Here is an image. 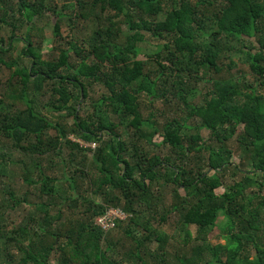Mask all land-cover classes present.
<instances>
[{
	"label": "trees",
	"instance_id": "obj_1",
	"mask_svg": "<svg viewBox=\"0 0 264 264\" xmlns=\"http://www.w3.org/2000/svg\"><path fill=\"white\" fill-rule=\"evenodd\" d=\"M0 11V31L2 23L11 27L6 39L0 34V69L5 65L12 70L6 83H0V136L11 140L14 150L38 158L50 152L62 155L63 147H70L60 159L63 180L71 190L80 179L87 181V191L101 198L96 202L81 192L62 195L59 178L45 173L39 162L34 176L25 168V189L19 194L6 184L7 198L0 206L9 201L13 206L32 205L29 219L35 226L23 221L9 229L0 217V256L11 257L8 248L13 245L21 253L18 264H50L53 254L57 264H132L133 258L141 264H264V0H62L60 10L57 0H0ZM161 11L165 17L157 19ZM48 13L57 18L55 37H61L65 17L93 19L96 26L86 38L73 36L56 56L45 58L34 39L44 38V33L34 19ZM25 20V35H19L16 30ZM125 21L129 31L121 43L115 42ZM148 36L160 42L147 60L134 61ZM17 41L24 42L18 56L6 60L3 54ZM226 59L228 67L244 61L252 78L220 75ZM94 81L104 83L107 92L89 107ZM195 82L209 85L200 103L195 101ZM47 85L54 96L49 108L65 110L73 125L54 123L37 107L36 97ZM158 99L181 103L186 115L175 112L158 127L156 113L144 115L141 107ZM52 127L57 134L47 136ZM202 129L219 145H207L198 133ZM70 133L98 142L92 148V165L86 166L91 147L71 140ZM154 133L161 142H152ZM233 137L235 149L229 146ZM145 142L166 152L152 154ZM205 149L209 158L201 155ZM235 150L248 159L250 170L230 160ZM8 160L14 159L0 145V177L7 175ZM239 170L240 179L226 185V174ZM254 171L259 177L252 176ZM161 179L173 185L165 207L180 214L184 254L168 253L167 235L150 221L160 196L154 189ZM219 187L224 190L217 192ZM247 187L255 190L247 192ZM57 198L68 209L67 216L51 212ZM108 207L129 214L114 227L128 222L124 233L132 243L124 258L113 253L112 230L104 232L95 222ZM141 216L142 234L134 227ZM191 224L197 225L195 234ZM214 228L224 242H212ZM153 241L157 247L151 249L146 243ZM167 254L175 261H168ZM7 263L0 259V264Z\"/></svg>",
	"mask_w": 264,
	"mask_h": 264
},
{
	"label": "rangeland",
	"instance_id": "obj_2",
	"mask_svg": "<svg viewBox=\"0 0 264 264\" xmlns=\"http://www.w3.org/2000/svg\"><path fill=\"white\" fill-rule=\"evenodd\" d=\"M61 3L62 0H57V10L61 9ZM19 14L16 13L15 17H17ZM0 16H1V11H0ZM165 17V12L161 11L157 14V19H163ZM12 18H7V21H10ZM57 20V18L54 17V15H52V13H48V15H41L37 18L34 19V23L38 28H41V30L44 33V38H40L35 36V42L38 43L41 46V51L43 54V57L45 58H51L56 56L59 53L60 48H65L68 46V40L75 36L77 39H84L86 38L89 34H91V32L93 31V29L96 26V21L93 19H89V20H83V19H76L74 18L73 21H70L68 17L63 18L61 24V37H55L54 36V21ZM26 23L27 21H24V25H21V27L16 30V33L19 35H25V31H26ZM122 30L121 32L114 37V41L121 43L123 41V39L125 38V33L129 31L128 28V22H121L120 24ZM10 25H6L2 23V27H1V31L0 34L6 39L9 36L10 33ZM160 42L159 39H155L153 37H147L145 39V41L141 42L139 45L141 46V53L134 58V61H145L147 60L148 56L147 53L152 52L154 49H156L157 44ZM24 42L22 41H17L15 42V48L7 51L5 54L6 55V60H9L10 57H14L16 58L18 56V53L20 52L21 48L23 47ZM131 57H133V55H130ZM70 60L72 62H74L75 60H77L76 55H74L73 53L70 56ZM223 62L225 63L223 65V72L220 73V75H227V72H229L231 75H233L236 78H241L242 76L246 75L247 78H252V73L250 72L247 64L242 61L239 60L237 62L236 65H232L231 67L226 66V64L229 63V60H223ZM11 69L6 67L5 65H2L1 69H0V83H6L7 79L10 76L11 73ZM70 72L71 70H67L64 69L63 73L66 72ZM195 87L197 88L196 90V97H195V101L200 103L202 101V97L205 95V91L207 90V86L208 83H204V82H200V83H194ZM4 85L0 84V90H3ZM42 90H44L45 92H42L41 95L36 97V103H37V107H39V109L41 110V112L45 115H47V117L54 121V123L56 122H60L62 125L63 123L65 125H67V127L73 125V119L70 116H66V111H58L55 108H52L48 106V103L50 102L49 100L54 99V96L52 94V92L50 90H52L50 88V86H46L44 87ZM107 92V87L104 83L99 82V81H94L90 87H89V94H90V99L87 101L90 107V103L96 99H98L103 93ZM145 96V94H143V97ZM145 100H146V96H145ZM145 104H142V108L144 106L143 112L144 115H146L148 113L149 110H152L153 112L156 113V115L154 116V124L157 125L158 127L165 121L166 118H169L171 115H173L175 112H179V114L181 113L182 115H186L185 113V109L182 106L181 103H179L178 106L175 105V103H173V99H171L170 102L168 103H164L161 99L158 100H154L153 102H148L145 101ZM87 104V105H88ZM83 106V105H82ZM84 107V106H83ZM88 108V106H87ZM182 110V112L180 111H175V110ZM161 111H163L161 113ZM198 123V121H197ZM153 129V128H152ZM242 129V124L239 126V130ZM119 133L124 134L125 130L124 129H118L117 130ZM191 132H194V130H191ZM200 134V136L204 139V141L206 142V144L211 147L217 146L219 145V143H217V140L215 139H211L209 136V131L206 129H202L200 130V132H198ZM47 136L50 137H54L57 134V129L55 127L52 128H48V130L46 131ZM125 135V134H124ZM68 137L71 140L80 142V144L84 147H89L90 145V150L86 151L87 154V158H86V162L87 165L86 166H90L93 164V154H94V149L96 146H98V142H86L83 141L81 138H79L76 134L74 133H70L68 135ZM104 139L107 140V136H104ZM162 137L158 134V133H154L153 137H152V142H156L159 143L161 142ZM236 138L233 137L230 141H229V146L231 149H235L236 148ZM11 140L0 136V145H2V148L11 153V158L14 160H8L6 163V176H1L0 177V200L1 199H5L7 198V194L5 193V191L3 190L5 185L7 184L9 186V188H14L16 189V191L21 194V192L25 189L26 184L23 181V171L26 168L29 169L32 173V175H35V172L38 171V168L35 166V164L37 162H39L40 166L42 167V169L45 171V173H48L49 175L52 176H56L59 178V182H58V186L60 187V193L62 195L69 193L70 194H74L76 195V193L81 192V193H89L91 194L90 196L93 198V200H95L96 202H100L101 198L99 196L93 195L91 192L87 191V181H81V179L79 180V185L78 188L75 190H71L69 188L68 183L63 180V174H62V165L60 163V159L62 158L61 156L66 155L71 151V148L68 146L63 147V153L62 155L56 154V152H50L46 155H42L36 157V156H29L27 154L22 153L21 151H17L14 150V147L10 144ZM93 143H95V146L93 145ZM94 146V147H92ZM145 147L147 150L150 151V153H158V154H164L166 152L167 148H162L161 146H154L153 144H150L149 142H145ZM75 152H77V150H74ZM201 155L203 156V158H206L210 156V153L207 149L203 150V152L201 153ZM39 160V161H38ZM234 164L238 165L240 167V169L242 170H250L251 166L248 164L247 162V158H242V155L238 152V150H235L231 156L230 159ZM76 162V161H75ZM233 168V166H231ZM206 169V168H205ZM213 171H211L210 173H212ZM232 172V171H231ZM227 173L226 176L224 177V182L225 184H230L233 181H235L236 179H240L241 177V173H243L242 171H238L237 173L233 174V173ZM260 172L258 173V171H254V173L252 174V176L254 177H259ZM256 179V178H255ZM258 180V179H257ZM173 188V185H166L164 184V181L161 179L160 182L156 185V188L154 189L155 192H157V190L159 189L160 192V196H159V201L158 203L154 206H152L155 211H153L154 213V217H151L150 221L152 224V227L156 228V230L158 232L164 233L167 235L168 237V243L166 246V250L168 253H174V252H180V254H184L183 251V245L184 243L182 242V240L179 238V233L182 234L181 230L183 229L182 226V222L180 220V214L178 212H168L166 210L165 204H168L169 207V203L171 201V197H172V193H171V189ZM224 190V187H219L217 189V192H221ZM250 190H255V187H247L246 191H250ZM181 193L184 194L183 189H180ZM157 196V195H156ZM46 199V198H45ZM30 200H34L33 197L30 198ZM1 202V201H0ZM56 205L53 208V210H51L52 213H57L58 210L61 211V214L64 216H67L69 211L68 209L61 204L60 199L57 198L56 200ZM13 203L11 201H9V204H7V202H5L4 206H0V213H3V215H0V217H2L3 221L5 222L6 226H8V228H13V227H17L18 225H20L23 221H28V223L31 224L32 226H35V221L32 222L29 217H30V213L33 210V206L30 204H27L26 202H22L21 205L19 206H13ZM145 214H149L152 213L151 210H144ZM166 212V216H165V220H162L160 218V215H162L163 213ZM144 217H140L138 222L135 223L134 227L135 229L138 228L139 229V233L142 234L143 232V226L140 225L143 221ZM222 215L221 213H219V221L222 220ZM127 221V220H126ZM123 223V228L119 227L118 228H114L112 229L111 232H113V237L114 240L116 241V246L114 247L113 253L117 256H119L120 258H124L125 257V252L126 250L130 247V244L132 243V240L130 237L125 235V229H126V222ZM122 226V225H120ZM190 229L192 230V232L195 234L196 233V229H197V225L196 224H191L190 225ZM141 230V231H140ZM138 233V234H139ZM171 235H175L178 236V238H171ZM210 238L212 240L213 243H217V242H224V239L222 237H220V231L218 230V228H214L211 232H210ZM2 239V238H1ZM148 247H150L151 249L156 248L157 247V242L153 241L151 243L147 242L146 243ZM11 245V244H10ZM4 245L2 244V247ZM182 248V249H181ZM186 248H188V246H186ZM0 250H2L0 248ZM8 250H10L12 252V256L11 257H6L4 256V254H1L0 259L2 260V262L7 261V264H18L19 258L21 256V253H19L16 249L15 246L11 245ZM167 259L168 261H175L174 256H171L169 254H167ZM127 260V259H126ZM132 264H141V262H138L137 259L133 258L131 260ZM152 263H155V261L153 260ZM151 263V264H152ZM50 264H57V255L53 254L50 257Z\"/></svg>",
	"mask_w": 264,
	"mask_h": 264
},
{
	"label": "built area",
	"instance_id": "obj_3",
	"mask_svg": "<svg viewBox=\"0 0 264 264\" xmlns=\"http://www.w3.org/2000/svg\"><path fill=\"white\" fill-rule=\"evenodd\" d=\"M93 145L95 146V143ZM128 215L127 212L119 207H108L102 214L96 217L95 222L104 232H107L117 225L118 220L127 219Z\"/></svg>",
	"mask_w": 264,
	"mask_h": 264
}]
</instances>
